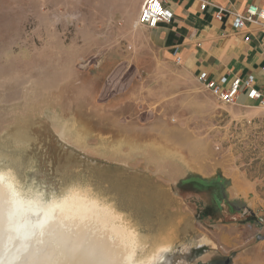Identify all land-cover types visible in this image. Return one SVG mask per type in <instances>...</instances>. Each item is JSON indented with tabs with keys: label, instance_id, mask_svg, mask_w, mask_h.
I'll use <instances>...</instances> for the list:
<instances>
[{
	"label": "rangeland",
	"instance_id": "obj_1",
	"mask_svg": "<svg viewBox=\"0 0 264 264\" xmlns=\"http://www.w3.org/2000/svg\"><path fill=\"white\" fill-rule=\"evenodd\" d=\"M129 9L100 0H0V170L23 198L81 190L110 205L137 233L135 264H237L245 248L264 252L255 237L264 227L253 233L264 222V107L224 104L162 54L112 31ZM137 96L141 131L111 113ZM162 120L169 130L160 135ZM179 124L183 131L171 130ZM164 135L188 138L187 156L223 179L218 210L210 192H173L168 177L176 174L163 163L183 158L171 142L160 148ZM238 231L250 233L245 242L223 243ZM261 255L255 264H264Z\"/></svg>",
	"mask_w": 264,
	"mask_h": 264
},
{
	"label": "crops",
	"instance_id": "obj_2",
	"mask_svg": "<svg viewBox=\"0 0 264 264\" xmlns=\"http://www.w3.org/2000/svg\"><path fill=\"white\" fill-rule=\"evenodd\" d=\"M144 0H100L104 8L110 9H124L129 7L131 16L120 17L122 23H119V18H116L112 22V31L122 30L128 34V38L135 44L136 47L141 49H151L158 54H162L165 58L174 62L177 65V69L187 74L191 81L196 82L203 86L198 77L203 72L207 73L208 79H213L216 82L225 76L227 78L226 86L236 75H253L255 78V84L258 87L264 88V73L261 71V66L264 64V27L263 26H250L248 28L236 29L230 20L223 19L218 21L214 18V8L207 6L206 10H201L200 4L202 0H168L165 6L173 12V19L170 22H160L157 27L149 28L147 26H139L137 24V18L140 12L141 4ZM206 1V0H205ZM209 2L216 3L220 6H225L238 11H244L246 5H264V0H207ZM114 12V11H113ZM123 11L118 10V13ZM115 13V12H114ZM114 23V24H113ZM248 37L249 40H245ZM132 44V45H133ZM172 68V67H171ZM204 87V86H203ZM205 88V87H204ZM206 89V88H205ZM207 91H210L207 89ZM211 92V91H210ZM244 103L236 104L237 107L250 108L253 107L254 103L245 99ZM139 97L124 99L121 101L122 104H128L131 111L121 112V102L118 103L119 112L117 110L112 114L118 113L124 115V120H134L133 126L138 128L140 131L142 127H145L140 120V108ZM152 103L150 100L145 103ZM111 103V102H109ZM113 105V104H110ZM116 105V102H114ZM136 106V108H135ZM127 109V107H125ZM129 116H125L128 115ZM120 118V117H118ZM156 118V117H155ZM137 120V121H135ZM138 122V123H136ZM169 124L162 120L158 121V129L154 132L157 134H166L168 132ZM118 126V125H117ZM116 126V128H117ZM177 132L183 131L182 124L177 126H170ZM82 127L81 129H83ZM104 134V133H103ZM136 134V133H135ZM143 137V133L139 134ZM89 138V136L86 134ZM78 139V136H75ZM168 136L164 135L162 141L159 139L160 148L164 150L167 146V142H171L175 146V149L179 151L183 159L178 160L174 163L165 161L163 165L169 167V169L176 174L175 177L180 178L183 176H199L202 179L212 180L217 178L216 176L209 174L206 171H210V167L201 158L195 160L190 156H187L185 147H187L186 137L179 138L178 140H169ZM167 139V140H166ZM87 147H90L89 145ZM159 173V172H158ZM162 175V172L159 173ZM169 179L171 182L174 178ZM173 190V188H172ZM199 192L198 194H202ZM179 196V195H177ZM225 199L222 200L224 203ZM227 202V201H226ZM222 211V210H221ZM223 213L226 214L224 211ZM264 222H257L259 227L253 229V233L260 232L263 230ZM252 227V224H249ZM242 231H238L237 234L229 238L232 244H239L245 242L248 235H243ZM256 235L259 242L264 244V233ZM247 236V237H246ZM252 237V236H251ZM254 237V236H253ZM261 237V238H260ZM260 238V239H259ZM227 240L223 243H230ZM247 241H250L248 239ZM264 253V252H262ZM256 251L255 254H249L247 248L243 249L239 255H237V264H255L261 258V254Z\"/></svg>",
	"mask_w": 264,
	"mask_h": 264
},
{
	"label": "bare ground",
	"instance_id": "obj_3",
	"mask_svg": "<svg viewBox=\"0 0 264 264\" xmlns=\"http://www.w3.org/2000/svg\"><path fill=\"white\" fill-rule=\"evenodd\" d=\"M80 191L23 198L11 173L0 170V264H135L137 233L110 205ZM167 249L160 246L156 257Z\"/></svg>",
	"mask_w": 264,
	"mask_h": 264
},
{
	"label": "built area",
	"instance_id": "obj_4",
	"mask_svg": "<svg viewBox=\"0 0 264 264\" xmlns=\"http://www.w3.org/2000/svg\"><path fill=\"white\" fill-rule=\"evenodd\" d=\"M168 0H144L140 7V12L137 18L139 26H147L155 28L160 22H170L173 19V12L168 9L165 4ZM207 6L214 8L213 15L218 21L228 19L236 29L248 28L258 25L264 27V5H246L244 11H236L225 6H220L216 3L202 0L200 4L201 10H206ZM245 40H249L245 37ZM261 71L264 73V64L261 66ZM200 83L217 98L218 101L227 104H238V99L241 94H244L246 99L257 105L264 107V88L258 87L255 84L253 75L246 74L236 75L226 86L227 78L224 76L220 82L207 78V73L203 72L198 77Z\"/></svg>",
	"mask_w": 264,
	"mask_h": 264
},
{
	"label": "trees",
	"instance_id": "obj_5",
	"mask_svg": "<svg viewBox=\"0 0 264 264\" xmlns=\"http://www.w3.org/2000/svg\"><path fill=\"white\" fill-rule=\"evenodd\" d=\"M224 181L220 178H214L212 180L202 179L199 176H189L174 180L172 182L173 192L176 195H197L199 192H210L214 195L215 204L217 210L219 209V203L225 199L223 194Z\"/></svg>",
	"mask_w": 264,
	"mask_h": 264
},
{
	"label": "water",
	"instance_id": "obj_6",
	"mask_svg": "<svg viewBox=\"0 0 264 264\" xmlns=\"http://www.w3.org/2000/svg\"><path fill=\"white\" fill-rule=\"evenodd\" d=\"M30 236H32V235H30ZM27 238H29V237H27ZM27 238H23V240H22V238H21V236L19 237V239H21L23 242H26L27 241ZM29 245H27L26 246V250H27V248L29 249V247H28ZM17 251H23V250H17Z\"/></svg>",
	"mask_w": 264,
	"mask_h": 264
},
{
	"label": "flooded vegetation",
	"instance_id": "obj_7",
	"mask_svg": "<svg viewBox=\"0 0 264 264\" xmlns=\"http://www.w3.org/2000/svg\"><path fill=\"white\" fill-rule=\"evenodd\" d=\"M174 177H175V176H174ZM181 178H183V176H181L180 178L175 177L174 180L181 179ZM184 178H185V177H184ZM228 205L231 206V204H230L229 201H228ZM220 264H222V263H220Z\"/></svg>",
	"mask_w": 264,
	"mask_h": 264
}]
</instances>
